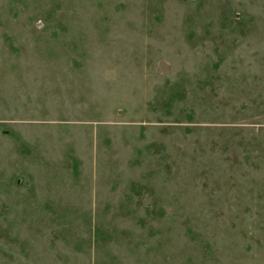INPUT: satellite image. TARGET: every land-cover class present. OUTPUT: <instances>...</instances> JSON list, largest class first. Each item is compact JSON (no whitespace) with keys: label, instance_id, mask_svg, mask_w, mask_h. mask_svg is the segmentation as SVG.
Returning a JSON list of instances; mask_svg holds the SVG:
<instances>
[{"label":"rangeland","instance_id":"obj_1","mask_svg":"<svg viewBox=\"0 0 264 264\" xmlns=\"http://www.w3.org/2000/svg\"><path fill=\"white\" fill-rule=\"evenodd\" d=\"M0 264H264V0H0Z\"/></svg>","mask_w":264,"mask_h":264}]
</instances>
